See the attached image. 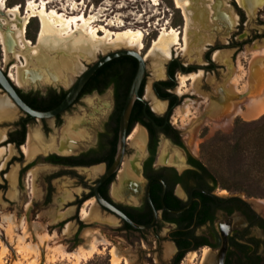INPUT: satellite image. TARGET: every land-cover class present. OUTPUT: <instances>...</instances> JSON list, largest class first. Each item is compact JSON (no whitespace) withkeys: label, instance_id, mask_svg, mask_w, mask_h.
<instances>
[{"label":"flooded vegetation","instance_id":"obj_1","mask_svg":"<svg viewBox=\"0 0 264 264\" xmlns=\"http://www.w3.org/2000/svg\"><path fill=\"white\" fill-rule=\"evenodd\" d=\"M236 3L238 13L232 12L236 20L222 23H233L239 30L244 16L237 0ZM237 30L224 44L215 41L211 33L206 35L199 45L208 36L211 42L205 43V48L192 59L196 63L182 62L180 51L173 49L164 62V76L151 80L149 85L153 100L164 103L162 109H154L152 99L146 98L148 76L144 75L118 159L121 114L133 76L91 75L73 103L50 120L53 126L60 125L63 115L69 116L60 140H40L38 151L30 158L22 146L26 144L27 126L35 119L17 108L22 114L0 140V147H11L0 159L1 163L6 158L4 167H0V203H19L11 213L16 222L21 216L22 222L42 217L44 220L40 221L46 226H58L59 234L63 227H75L71 233L74 242L79 239L85 221L90 219L93 224L110 227L129 244L154 241L159 247L166 241L172 255L167 262L159 259L158 264H182L188 253L195 254L192 264H201L204 249L207 256L202 264H264V209L243 196L219 189L210 172L187 148L180 118L172 121V113L184 103L186 95L201 96L188 90L186 85L191 84L188 79L184 88L180 87L181 92L177 91V75L201 69L202 75L195 86L198 92H207L204 80L207 74L217 70L215 59L236 66V55L242 46ZM215 51L223 55L214 58ZM224 74L230 76V66ZM218 87L225 94L235 93ZM61 89L67 92L63 87L55 90ZM37 93L44 96L47 92ZM213 96L211 92L201 101L203 106L195 117L218 108ZM217 113L215 110L212 114ZM48 119H40L44 129L49 126ZM14 162L11 182L7 175ZM36 162L39 165L33 168ZM56 183H60L61 190L53 198ZM81 208L91 210L94 216L84 217ZM149 224L152 226L144 227ZM140 249L143 248L139 246Z\"/></svg>","mask_w":264,"mask_h":264},{"label":"rangeland","instance_id":"obj_2","mask_svg":"<svg viewBox=\"0 0 264 264\" xmlns=\"http://www.w3.org/2000/svg\"><path fill=\"white\" fill-rule=\"evenodd\" d=\"M4 1H6L7 6L19 5L22 16L26 13L28 1H34L36 5L41 1H45L48 11L53 9L68 16L84 14L85 17H90L92 27L102 25L111 31L125 27L141 29L144 33L142 38L144 46L140 52L146 58V75L148 76L145 89L149 87L151 80L164 76V62L168 59L160 61L158 56L148 52L152 41L159 35L163 27L171 26L183 31L185 23L182 12L180 8L176 7L174 0H159L158 4H153L150 0ZM190 1L187 51L175 50L176 52L180 51L179 58L184 63L197 62L192 59L197 57L205 48V43L211 42V37L208 36L199 45L206 35L211 33L215 41L224 44L226 40H229L228 36H231L237 30L233 23H222L223 20L224 22L228 20L234 22L236 20V15L232 13L233 11L237 12L236 0ZM237 2L240 4L239 8L244 20L239 30H237V37L242 41V46L236 55V66L230 65L224 60L215 59L217 70L207 74L204 80L206 84L205 91L207 92H198L195 86L202 73L194 81V87L191 84L188 85L186 80L185 84H187L188 90H192L191 92H196L201 96L186 95L183 104H186L190 111L186 117L182 118L181 115L178 116L177 114L174 116V113L172 115L175 118L179 117L182 124L184 122L188 123L182 131L184 140L190 137V143L187 144L185 141L186 146L213 173L219 189L243 196L254 206L264 209V178L261 177V173L257 168L252 165L253 140L257 133V128L254 127L257 123H261L264 117V112L261 114L253 113L255 108L264 103V0H251L250 8L238 0ZM0 17L5 19V22L6 19L10 21V18H4L5 16L2 15ZM42 22L44 24V34L38 42L37 36ZM118 23L122 24L117 26ZM3 31L9 37L10 32H8L6 26H4ZM25 35L30 43L37 45V53L30 55L31 49L27 47L23 50V55L20 54L19 59L14 54L17 51V46L14 43L10 44L9 40L5 53L4 45L0 39V67L8 75L9 73L15 75L16 68L19 66L22 83L13 82L17 86L19 85L18 88L24 92L33 91L44 94L50 88L63 87L68 89L77 76L100 54L111 49L124 47L107 48L99 46L97 51L90 53V45L84 32L77 31L65 40L58 39L54 35L50 22L39 14L32 15L29 18ZM77 42L84 47L85 51H81L74 45ZM221 54L223 55L219 51L214 58L221 56ZM24 55L27 58V64ZM21 62L24 65L23 67H21ZM228 66L231 68V74L226 77L224 72ZM51 79L57 80V83L53 84ZM29 81L40 83L43 87L37 83L29 85ZM218 86L226 87L227 90L235 93L225 94L220 92ZM211 92H214L213 99L215 103L221 105V108L218 106L215 109L219 111V114L213 116L212 113L215 110H212L207 112L205 116L195 117L203 106L201 101L207 99ZM5 96L4 92L0 90V98L4 100L3 104L5 105V111H0V134L4 132V135L7 129L11 128V123L22 114L14 104L7 102ZM63 116L65 118L60 125L53 126L50 121L52 119H48L49 126L47 129L42 127L41 120H34L27 126V132L30 130L35 135L32 142L35 152L38 151V143L42 139L43 141L46 139V142L60 140L67 119H69V116L67 117L65 114ZM236 140L237 145L234 148ZM15 165V162L12 163V166L9 167V173L14 172ZM38 165V162L34 163L33 168ZM55 186L53 198H56L61 190L60 183H56ZM9 188L8 181L6 185L8 192L10 191ZM17 204L19 203L14 201L10 204L7 201L0 203V264H111V248L119 253L121 257L120 264H158L159 259L167 262L172 255L170 243L166 241L162 242L159 247L154 241H146L144 244H129L118 238L116 232L112 231L110 227L100 223L93 224L92 219L85 221L86 224L79 232V239L76 242L72 241L71 238V233L74 232L75 227H63L59 234L58 226H46V223L40 221V219L44 220L42 217L33 221L22 222L21 216L18 223L14 218L10 222L4 216L13 213L17 208ZM92 216L94 215L91 212ZM34 228L39 234L46 231L45 233L52 235L48 238L46 236V244H41L39 250L31 249L28 246L36 240ZM63 233L65 235H62ZM18 234L24 237L22 242L17 240ZM64 237H67V239H63ZM101 238L107 242H99L98 239ZM90 241H95L96 250L90 256L83 255L81 250L87 247ZM139 246L143 248L140 249L141 251H139ZM84 250L86 251V249ZM75 252H80V256H76ZM185 257L186 259H183L182 264L194 263L195 257L191 262H188L187 256ZM201 262L203 263V261Z\"/></svg>","mask_w":264,"mask_h":264},{"label":"bare ground","instance_id":"obj_3","mask_svg":"<svg viewBox=\"0 0 264 264\" xmlns=\"http://www.w3.org/2000/svg\"><path fill=\"white\" fill-rule=\"evenodd\" d=\"M150 1H152L153 4L159 3V0H150ZM238 1L240 3H243L242 2L243 0H238ZM244 1H245V4L249 7L251 0H244ZM5 2L6 1H4V0H0V15L5 16L4 18H6V17L10 18V21L6 19V22H5V19H2L0 17V39L4 45L5 53L7 51V44L9 43V40H10V44L14 43V45L17 46V51H15V53H14L15 57L17 59H19L20 54H22L23 50L26 49L27 47H29L31 49L30 55H35L37 53V51H36L37 45H33L32 43H30V40L27 39L26 35H25L26 25L29 21V18L35 14H39L40 16L43 15L48 20V22H50L51 27L53 28L54 35L58 39L65 40L66 38H68L70 35L74 34L77 31L84 32L87 35L88 44L90 45V51H89L90 53H94L95 51H97L99 46L107 47V48L124 46V47L135 48V49H138L139 51L144 46L143 41H142L144 33L141 29H131V28L125 27V28L120 29V30L111 31L102 25L92 27L90 25V22H91L90 17H85L84 14H77V15H69L68 16L62 12H58V11H55L53 9H50L48 11V9L45 6V4H46L45 1H41L37 5H36V3H34V1H28L27 2L28 7L26 10V13L22 16L20 13L19 5L15 4L12 6H7ZM174 3L176 5V7L180 8V10L182 12V15H183L184 21H185L184 28H183V31H179L178 29L173 28L171 26L170 27H163L161 29L159 35L152 41L151 47L149 48L148 52L150 54H155L156 56H158L160 61H163L164 59L169 58L172 54V49L180 50V51H187L186 48L188 47L187 30H188L189 21H190L189 8L191 7V1L190 0H174ZM2 9H3V11H2ZM4 10H5V12H4ZM121 24L122 23H118L117 26H120ZM4 26H6V28L8 29V32H10L8 34L9 37L3 31ZM43 34H44V24L42 22L41 28H40L38 36H37L38 42L42 38ZM181 41H182V43H181ZM74 45H76L77 48H79L81 51H85L84 47L80 43L77 42ZM218 52L219 51H215L213 54V57L216 56L218 54ZM24 58H25V63L27 64V58L25 57V55H24ZM23 66H24L23 63L21 62V67H23ZM201 73H202V71L198 70L196 72H190L189 74L177 75V80H178L179 86L177 87L176 90L180 92V87L185 84V81L187 79L191 80V85L194 87V81H196L200 77ZM9 76L17 84L22 83L21 75L19 74V66H17V68H16V74L12 75L11 73H9ZM145 92H146L145 93L146 98L149 97L152 99V101H153L152 105H153L154 109H161L164 107L163 102L156 103L153 100V98L151 97L152 95H151V92L149 90V87L146 88ZM5 95L8 97L7 94H5ZM3 102L4 101L0 98V111L1 112L5 111V105L3 104ZM263 102H264V100H263ZM189 112H190L189 108L186 104L179 105L174 110V116H175V114H177L178 116L181 115L182 118H184L189 114ZM254 112H256L258 114L263 113L264 112V103H262L257 108H255L253 113ZM174 116H173V119L175 118ZM187 125H188V123L184 122L181 127L185 129ZM4 136H5L4 132H2L0 134V140H3ZM34 137H35L34 133H32V131L29 130L27 132L26 144L22 146V149H23L25 155L28 157L34 155V152H35L33 149V144H32ZM136 137H137V135H136ZM144 137H146V136H144ZM185 141L187 142V144L190 143L189 142L190 137L185 138ZM143 142H142V144H143ZM8 148L10 150L9 145L7 148L0 147L1 159L3 157V152H6V150L8 151ZM6 156H4V157H6ZM5 161H6V158H4V160L0 163V167H4ZM164 162H166V161H164ZM7 176L12 181L14 179V172L8 173ZM85 203H86V201H85ZM89 208L91 209V207H89ZM81 209H82V212L84 214L83 215L84 217L87 218L91 214V210L87 209V210H89L87 212L86 210H84V208H81ZM4 217L7 220H9L10 222L13 219V215H11V214H8L7 216H4ZM65 228H68V226H66ZM34 229H35V233H36L35 234L36 240L32 245L29 244L28 246L31 249L39 250L41 248L40 245L46 244V242H45L46 239L48 237H51L52 235L45 233L46 231L43 233L41 232L42 234H39L38 231H36V228H34ZM65 232H66V230H65ZM46 236H47V238H46ZM17 240L19 242H22L24 240V237L22 235L18 234ZM98 240H99V242H102V243L107 242L103 238L98 239ZM84 249H86V251ZM84 249L81 250L83 255L90 256L91 254H93L96 250L95 241H90L89 245H87V247H85ZM202 251H203V253H202L201 261H203V263H204V260L206 259V256H207V250L204 249ZM74 254L76 256H80V252L79 253L75 252ZM188 254H190V255H187L188 262L189 261L191 262V260L195 257L194 256L195 254L194 253H192V254L188 253ZM110 261H111V264H120V262H121V257L119 255V253L114 248L110 249ZM210 261H212V260H210Z\"/></svg>","mask_w":264,"mask_h":264},{"label":"water","instance_id":"obj_4","mask_svg":"<svg viewBox=\"0 0 264 264\" xmlns=\"http://www.w3.org/2000/svg\"><path fill=\"white\" fill-rule=\"evenodd\" d=\"M243 5L245 4L244 0L242 1ZM129 55L136 59L137 66L133 75V78L131 80L128 95L122 110L121 114V126H120V143L118 148V155L117 159L121 153L122 145H123V138L124 133L127 125V121L132 109V105L139 97L138 91L141 85V82L143 80L144 75L146 74V58L144 54H142L138 49L131 48V47H121V48H115L111 49L109 51H106L105 53L100 54L81 74H79L76 78V80L68 87L67 92L63 99L53 108L48 110H38L36 108L31 107L28 105L19 95L17 88L18 86L13 82V80L10 78V76L0 67V90L8 95V97L12 100L14 105L21 110L23 113L28 114L30 117L34 118L36 121L43 119V118H50L52 119L57 114L65 111L75 100L77 94L82 89L83 85L88 81L89 77L94 74V72L105 62L119 57ZM52 83H57V80L51 79ZM30 84H35L37 82H28ZM41 86L40 83H37ZM43 87V86H41ZM113 169V168H112ZM110 169L107 174L110 173L112 170ZM102 203L115 210L119 214L123 215L118 210L114 209L111 205L106 203L105 201H102ZM132 223V222H131ZM133 224V223H132ZM136 227V224H133ZM151 227L152 224L145 225L144 227Z\"/></svg>","mask_w":264,"mask_h":264},{"label":"trees","instance_id":"obj_5","mask_svg":"<svg viewBox=\"0 0 264 264\" xmlns=\"http://www.w3.org/2000/svg\"><path fill=\"white\" fill-rule=\"evenodd\" d=\"M137 66V61L134 57L129 55L119 56L113 58L104 64H102L93 75H121L127 74L133 76ZM17 91L21 98L31 107L46 110L56 106L63 95L66 93V90L56 91L55 89L50 88L46 95L41 96L37 92H22L19 88ZM254 128L256 129V134L253 140V154H252V165L257 168L261 177L264 178V117L261 120V123H257ZM237 145V140L235 141L234 148ZM211 174L214 178L213 173L199 161Z\"/></svg>","mask_w":264,"mask_h":264},{"label":"crops","instance_id":"obj_6","mask_svg":"<svg viewBox=\"0 0 264 264\" xmlns=\"http://www.w3.org/2000/svg\"><path fill=\"white\" fill-rule=\"evenodd\" d=\"M5 99H7V102L9 101V103L13 104L12 101L7 96H5Z\"/></svg>","mask_w":264,"mask_h":264}]
</instances>
